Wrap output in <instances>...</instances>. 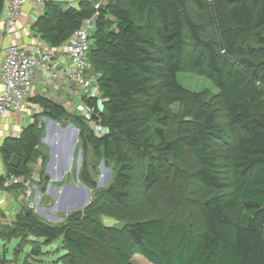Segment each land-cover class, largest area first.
I'll list each match as a JSON object with an SVG mask.
<instances>
[{
	"label": "trees",
	"instance_id": "1",
	"mask_svg": "<svg viewBox=\"0 0 264 264\" xmlns=\"http://www.w3.org/2000/svg\"><path fill=\"white\" fill-rule=\"evenodd\" d=\"M59 1H45L32 32L48 45L60 47L83 19L94 15L89 62L98 93L84 98V102L98 116L105 132L94 134L56 98L34 96L31 101L41 110L22 127L19 137L4 136L0 145L6 162L14 154L21 157L18 167L9 165V169L27 175L34 162L39 160L41 165L45 153L37 151L44 133L40 119L48 117L54 121L73 119L81 131L83 152L91 144L96 155L115 160L116 175L105 192L115 201L126 196L134 155L144 153L147 157L149 182L157 170L166 171V158L177 160L186 148L200 164L195 178L207 188L222 189L226 183L215 170V158L223 146L212 149L219 137H229L237 152L232 186L202 203V220L193 231L183 221L134 220L125 225L130 242L110 235V248L100 242L105 232L97 221L93 220L91 233L86 234L77 228L51 225L33 215V209L24 208L22 220L17 222L25 232L15 236L22 241H28L32 233L36 238H60L63 254L54 260L56 264H86L85 250L90 247L102 250L117 264H137L136 257L148 264H264V0H106L97 9L94 0H78L77 7ZM206 2L221 4L208 19L223 39L220 48L203 38V27L191 13V4L201 10ZM3 5L4 0H0V11ZM247 29L252 30L255 44L238 41V34ZM189 41L195 46L191 63L206 69L220 86L228 134L223 132L216 112L201 106L185 124L187 128L174 138L163 139L160 133L156 144L140 141L135 137V126L147 107L151 106L150 115H162V124L173 118L163 113L157 97L152 105L149 100L156 81L163 88L182 90L177 74ZM230 52L239 56L236 65L244 68L246 78L230 65ZM23 160L25 168L19 169ZM79 177L85 184L94 185L85 159ZM13 188L18 186L6 189ZM233 211L234 218L230 214ZM15 230L16 226L12 232Z\"/></svg>",
	"mask_w": 264,
	"mask_h": 264
},
{
	"label": "rangeland",
	"instance_id": "2",
	"mask_svg": "<svg viewBox=\"0 0 264 264\" xmlns=\"http://www.w3.org/2000/svg\"><path fill=\"white\" fill-rule=\"evenodd\" d=\"M73 1L76 0H60L58 3L66 6V4L68 5ZM105 1L94 0L95 3L99 2L100 4ZM220 8L221 4L219 2H206L205 8L201 10L196 9L191 4V13L194 19L200 22L203 27V38L210 40L218 48L223 46V39L208 22V19ZM34 21L35 19L32 18L29 22L30 29ZM31 35L39 37L37 32H33ZM253 36L252 30L247 29L240 32L237 39L247 44H255ZM41 41L44 40L41 39ZM194 51L195 46L189 41L186 45V54L182 59V69L177 74V81L182 90L176 91L170 88H163L157 81L154 84L153 97L150 98L149 104L152 105L155 97H157L163 113L171 115L173 118L162 124V115H150L151 106L147 107L145 116L141 117L135 126V137L140 141L146 140L149 143L156 144L160 140V133L163 139L174 138L180 130L187 128L185 124L192 119L197 109L201 106L216 112V118L224 129L223 132L228 134L223 118L224 107L219 97L220 86L216 78L206 69L197 68L191 63L189 57L194 54ZM227 57L230 60V65L240 73L241 78H246L243 72L244 68L239 64L236 65L238 62L236 60L239 56L234 52H230ZM83 102L84 98H81L72 105L66 104V108L72 115L78 116L82 122L87 123L94 134L102 135L105 129L102 128L97 119L91 116L90 111L84 106ZM31 120H33V115L28 116V121L30 122ZM40 121L44 127V133L38 142L37 151L40 153L44 150L45 158L41 165L37 166L34 162V165L31 166L27 173V178L30 179L33 188L36 186V194L38 193L41 196V202L37 205V209L35 208L32 211L33 215L51 225H65L66 227L77 228L86 234L91 233L93 220L97 221L104 226L105 232V236L100 239V242L110 248L113 247L109 240L110 235H115L126 243L130 242L125 225L134 220L161 218L166 223L183 221L190 230L197 229L202 220V203L213 194L228 190L232 186V169L237 152L231 145L229 137L228 139L219 137L212 149L215 150L223 146L215 158L216 162H218L215 170L226 183L222 189L207 188L195 178L194 171L200 164L189 149L186 148L181 158L177 160L166 158L163 161L164 163H169L166 171L157 170V173L149 182L146 181L147 157L144 156V153L134 155V170L128 174L129 184L126 188V196L120 201H115L105 194L116 175L117 166L115 160L106 159L102 154L96 155L91 144L83 152L80 140L81 131L73 119H61L59 121L63 128L70 125L77 129V141L75 144L71 145L73 133L69 139L63 142L64 145L62 144L65 156L71 159L69 174L71 173L72 177L53 178V175H58L56 172L48 175L46 171L51 165L50 146L54 150L59 149V145L53 141L50 142V145L47 143L49 138L48 130L56 133L57 127L55 125L47 127L46 124H43L42 119ZM83 159L87 162L88 171L94 181L93 186L85 184L79 177ZM23 168H25L24 160L19 166V169ZM45 176H48L47 180H45ZM68 182L75 184L78 190L75 193L76 196H73L69 201L72 208L67 206V209H58L54 196H59V193L52 192L50 194L49 188L51 187V190L55 191L56 187L65 186ZM42 186H44V190H41ZM69 186L70 184L65 187H67L66 190L71 192L72 186ZM9 193L13 196L14 203L21 199L19 190L9 189ZM32 199L33 196L29 200ZM50 207L51 209H49ZM39 210H42L43 213ZM22 213H24V207L14 214L7 215L0 212V264H56L54 260L63 254V250L59 248L60 238H36L32 233L29 234L28 241H22L20 237L15 236L18 233L23 235L25 232L22 230L23 227L18 226V222L22 220ZM73 213L76 214L71 216ZM230 214L233 218L236 216L235 211ZM15 226L17 230L12 232ZM22 231L24 232L22 233ZM10 234L13 236L6 238ZM25 235L27 236L28 234ZM32 248L36 251L35 255L31 252ZM85 251L86 264H117L97 247H90ZM136 259L137 264H148L141 257H136Z\"/></svg>",
	"mask_w": 264,
	"mask_h": 264
},
{
	"label": "built area",
	"instance_id": "3",
	"mask_svg": "<svg viewBox=\"0 0 264 264\" xmlns=\"http://www.w3.org/2000/svg\"><path fill=\"white\" fill-rule=\"evenodd\" d=\"M46 0H4L0 11V29L8 37L20 17L23 7L30 6L38 13L44 10ZM77 7L73 3L69 4ZM100 3H94L97 9ZM94 15L83 19L81 26L62 45L63 55L68 64L61 69L60 75L66 82H73L77 87V96L90 98L97 95L96 78L92 74L89 62V50L92 44L91 34L94 31ZM55 50L44 41L38 40L30 49L24 51L20 46L7 41L4 55L0 60V145L4 136L19 137L24 126L18 115L32 95L33 84L41 75L52 74ZM84 106L85 102H83ZM87 108V107H86ZM88 109V108H87ZM90 111L93 117L92 110ZM11 117L12 119H8ZM10 160V159H9ZM37 160L35 165H39ZM0 152V212L7 215L25 209H37L41 196L36 194V186L24 173L9 169ZM11 186H18L21 199L14 203L9 193ZM35 191V194H34ZM33 196L32 200H29Z\"/></svg>",
	"mask_w": 264,
	"mask_h": 264
},
{
	"label": "crops",
	"instance_id": "4",
	"mask_svg": "<svg viewBox=\"0 0 264 264\" xmlns=\"http://www.w3.org/2000/svg\"><path fill=\"white\" fill-rule=\"evenodd\" d=\"M74 5H78V0L70 2ZM69 3V4H70ZM36 11V9L25 6L22 9V12L20 13V17L16 22V25L14 29L12 30V33L6 37L1 29H0V60L2 59L4 55V47L7 43V41H10L18 46H20L24 51L30 49L38 40H41L39 37L32 36L33 33L29 27V22L32 18H36L37 15H39ZM55 50V58L53 62V71L52 74L48 75H41L33 84V90L32 95L28 98L25 106L23 107L22 111L16 115L18 118H21L23 122H25L23 125L27 124L28 116H31L35 114L36 112H39L41 110L39 104L34 103L31 101V98L38 95H43L46 97H52L56 98L59 102L67 105H72L74 102H77L79 100L78 94H77V87L73 82H66L65 79H63L60 75L61 69L65 67L68 64V61L66 60L65 56L63 55L62 46L60 47H53ZM68 110V109H67ZM69 111V110H68ZM70 112V111H69ZM71 113V112H70ZM9 120L12 119L11 117L8 118ZM43 124L47 127L52 125V122H47L44 120V117L42 118ZM55 126L57 127L56 133L49 131V138L47 139V143L50 145V142H54L59 145L58 150L51 149V165H49L47 169L48 175H52L54 172L58 174L57 176L53 175V178H63V177H72V175L69 174L70 169V161L68 163V158L65 156L64 149L62 147V144L64 145V141L66 139H69L70 136L73 133V130L70 125L69 127L63 128L61 126V123L59 121H55ZM50 129V128H49ZM44 152V150H42ZM53 157V158H52ZM77 177V176H75ZM72 186L69 190H66L65 186L69 185ZM65 186H58L57 192L59 193V196L55 197V203L57 204L58 209H67V206L71 207L70 199H72L73 196H76L75 193H77V188L75 187V184L72 182H68ZM69 186V187H70ZM52 188H49V193L51 194ZM54 202V200H53ZM54 203V204H55ZM51 209V207L49 208ZM53 211V207H52ZM46 215V214H45Z\"/></svg>",
	"mask_w": 264,
	"mask_h": 264
},
{
	"label": "water",
	"instance_id": "5",
	"mask_svg": "<svg viewBox=\"0 0 264 264\" xmlns=\"http://www.w3.org/2000/svg\"><path fill=\"white\" fill-rule=\"evenodd\" d=\"M93 118L94 119H98V116L97 115H93ZM44 120L45 121H47V122H52V125H55L56 124V122L54 121V120H52V119H50V118H48V117H44ZM73 127V137H72V141H71V145L73 146L74 144H75V142L77 141V135H76V132H77V129L74 127V126H72ZM53 158V157H52ZM20 161H21V157L19 156V155H17V154H14V155H12L11 156V158H10V160H9V164L12 166V167H14V168H17L18 167V165H19V163H20ZM69 161H70V158H69V160H68V163H69ZM47 177L48 176H45V180H47ZM60 178V177H59ZM59 187H56L55 188V191L57 192V189H58ZM65 188H67V187H65ZM41 190H44V186H42L41 187ZM84 204V203H83ZM72 208V207H71ZM39 211H41L42 212V210H39ZM43 213V212H42Z\"/></svg>",
	"mask_w": 264,
	"mask_h": 264
}]
</instances>
